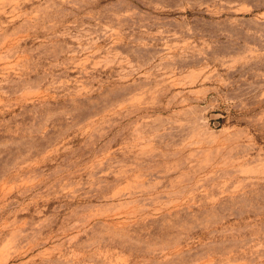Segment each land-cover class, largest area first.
Wrapping results in <instances>:
<instances>
[{
  "label": "rangeland",
  "instance_id": "rangeland-1",
  "mask_svg": "<svg viewBox=\"0 0 264 264\" xmlns=\"http://www.w3.org/2000/svg\"><path fill=\"white\" fill-rule=\"evenodd\" d=\"M0 264H264V0H0Z\"/></svg>",
  "mask_w": 264,
  "mask_h": 264
}]
</instances>
